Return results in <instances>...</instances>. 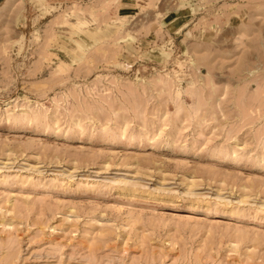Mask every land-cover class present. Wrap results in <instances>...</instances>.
Listing matches in <instances>:
<instances>
[{"label":"rangeland","instance_id":"374dc122","mask_svg":"<svg viewBox=\"0 0 264 264\" xmlns=\"http://www.w3.org/2000/svg\"><path fill=\"white\" fill-rule=\"evenodd\" d=\"M0 264H264V0H0Z\"/></svg>","mask_w":264,"mask_h":264},{"label":"crops","instance_id":"0c3cea01","mask_svg":"<svg viewBox=\"0 0 264 264\" xmlns=\"http://www.w3.org/2000/svg\"><path fill=\"white\" fill-rule=\"evenodd\" d=\"M144 1L146 2L147 0H144ZM152 1H153V5L159 2V0H152Z\"/></svg>","mask_w":264,"mask_h":264}]
</instances>
